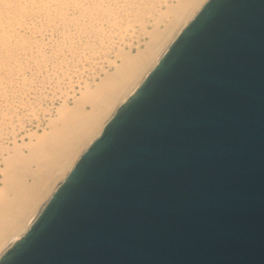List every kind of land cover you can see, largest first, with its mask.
<instances>
[{
    "label": "water",
    "instance_id": "1",
    "mask_svg": "<svg viewBox=\"0 0 264 264\" xmlns=\"http://www.w3.org/2000/svg\"><path fill=\"white\" fill-rule=\"evenodd\" d=\"M0 264H264V0H206Z\"/></svg>",
    "mask_w": 264,
    "mask_h": 264
},
{
    "label": "bare ground",
    "instance_id": "2",
    "mask_svg": "<svg viewBox=\"0 0 264 264\" xmlns=\"http://www.w3.org/2000/svg\"><path fill=\"white\" fill-rule=\"evenodd\" d=\"M205 2L0 0V259Z\"/></svg>",
    "mask_w": 264,
    "mask_h": 264
},
{
    "label": "rangeland",
    "instance_id": "3",
    "mask_svg": "<svg viewBox=\"0 0 264 264\" xmlns=\"http://www.w3.org/2000/svg\"><path fill=\"white\" fill-rule=\"evenodd\" d=\"M47 95L49 96L50 94L47 93ZM49 97H50V98L47 97L46 99H44V101L42 100L43 107H44V108L46 107V108H49V109H50V108L53 109V108H55V106L57 107V105H58L59 102H56V101H57V100L59 101V99H58L57 97H55V98H54V97H51V95H50ZM52 98H53V99H52ZM56 98H57V99H56ZM51 100H52V101L54 100V101L51 102ZM45 101H46V102H45ZM47 101H48L49 103H48ZM50 102H51V103H50ZM46 103H47V104H46ZM45 104H46V105H45ZM50 104H51V105H50ZM53 105H54V106H53ZM48 106H52V107H48ZM21 114H22L21 116H23V117H22V119H23V120H22V123L25 122V123L23 124V127H24L23 129H25V130H21V131H19V133H17V136L19 137L20 134H21V135L23 136V137H22V136L20 137L21 140H22V141H28V139H27L28 136L26 137V133H27L28 131H29V133H30V131H32V132L35 131V132H37V133H40L41 130H42L41 128L43 127V122H41V120H40V122H41V126H40L41 128H40V127H38V125H36V123L38 122L37 120H34V119H33V122H34V121H35V122L32 123V120H31V119L29 120V116L27 117V114H26L25 112H24V113L22 112ZM24 116H26V117H24ZM25 118H26L27 120H26ZM24 119H25V120H24ZM28 121H29V122H28ZM36 121H37V122H36ZM40 122H38V124H39ZM24 125H25V126H24ZM26 126H27V128H26ZM24 133H25V136L23 135ZM17 140H18V143H20L21 140H20L19 138H17Z\"/></svg>",
    "mask_w": 264,
    "mask_h": 264
}]
</instances>
